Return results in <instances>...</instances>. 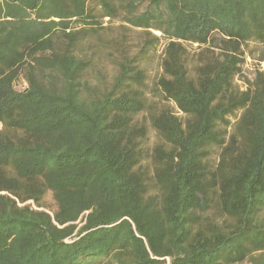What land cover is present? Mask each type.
<instances>
[{
  "label": "trees",
  "instance_id": "obj_1",
  "mask_svg": "<svg viewBox=\"0 0 264 264\" xmlns=\"http://www.w3.org/2000/svg\"><path fill=\"white\" fill-rule=\"evenodd\" d=\"M261 61L264 0H0V264H264Z\"/></svg>",
  "mask_w": 264,
  "mask_h": 264
},
{
  "label": "rangeland",
  "instance_id": "obj_2",
  "mask_svg": "<svg viewBox=\"0 0 264 264\" xmlns=\"http://www.w3.org/2000/svg\"><path fill=\"white\" fill-rule=\"evenodd\" d=\"M104 20H107V19L105 18ZM117 24H119V23H114V29H113V31L111 33L107 34L108 37H110V36L120 37L123 34V35H127L126 37H127L128 40H137L138 34L136 33V31L124 30L121 27H118ZM156 33L159 34V32H156ZM163 42H164V40L161 41V44L158 46L157 50L151 53L150 58H149V60L146 63L147 73H148V76H149L148 80H147V84H148L149 89L152 87L154 80L160 74L159 63H160V60H161ZM196 45L197 44L194 43L192 45H189L188 47H189V49L192 50L193 48L196 47ZM248 47L252 49L253 48V44L250 43V45ZM256 64H257L256 59L252 58L251 56L250 57L246 56V63L243 65V74L245 76H247L248 78H251V76H252L251 72L256 67ZM99 65H104L107 70L112 69L110 63L106 59L101 60L99 62ZM235 81L241 86V88H243L245 86L243 78L237 77L235 79ZM24 86H25V82H20V83L17 84V88L18 89L23 88ZM149 94H150L149 95L150 100H152V101L154 100L158 105H161V104H163V105L166 104L167 105L168 104L173 110H175V111L177 110L176 107L171 102H168L167 100L163 99L160 96H155L150 91H149ZM154 140H155V136L151 132L150 133V137H149V143L150 144L153 143ZM214 156L215 155H213V157ZM45 200H46L47 204L51 208L55 207L54 200H53V198H52L50 193L47 196H45ZM165 264H168V263L166 262ZM240 264H250V263L243 262V263H240Z\"/></svg>",
  "mask_w": 264,
  "mask_h": 264
},
{
  "label": "built area",
  "instance_id": "obj_3",
  "mask_svg": "<svg viewBox=\"0 0 264 264\" xmlns=\"http://www.w3.org/2000/svg\"><path fill=\"white\" fill-rule=\"evenodd\" d=\"M246 63V62H245ZM259 66L261 67V68H263L264 67V61H261L260 63H259Z\"/></svg>",
  "mask_w": 264,
  "mask_h": 264
}]
</instances>
